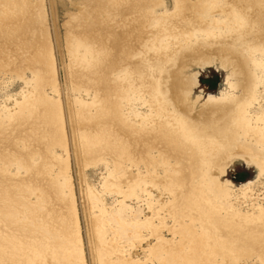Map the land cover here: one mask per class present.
<instances>
[{
    "label": "bare ground",
    "instance_id": "1",
    "mask_svg": "<svg viewBox=\"0 0 264 264\" xmlns=\"http://www.w3.org/2000/svg\"><path fill=\"white\" fill-rule=\"evenodd\" d=\"M0 1V80L7 75L18 78L24 86L0 105V162L15 167L14 177L23 171L27 188L37 197L36 202H28L25 195L31 192L26 189L24 195L23 187L15 185L18 179L0 174L2 227H17L21 234L26 233L20 240L10 237L12 230L7 232L9 236L3 233L8 240L0 235V260L41 264L43 258L52 264H82L55 61L42 2L31 0L34 10L29 14L27 0H20V8L19 0ZM198 1L204 5L196 11L209 18L203 26L194 22L196 8L188 0H171V12L163 0H88L66 29L65 48L71 60L66 77L78 95L73 110L77 151L85 166H101L104 172L99 190L85 188L95 209L109 216L97 231L100 245L94 253L96 264H138L133 256L135 245L128 244L141 240L143 233L155 241L144 250L151 263L228 264L239 258L235 254L238 248L219 244L222 238L218 236L222 235L216 234L219 240L213 246L201 224L193 229L201 219L186 224L180 221L184 218L172 216L176 237L166 239L161 232L167 230L165 222L153 225L156 218L151 212L159 218L162 214L166 218L167 213V204L152 195L151 188L157 185L166 195L176 196L179 212L175 215L186 212L195 218L193 211L198 205L205 215L201 217L209 213L210 219L213 213L206 211L204 203L210 201L227 215L225 226L239 233L249 231L250 223L264 222V197L259 200L252 189L256 181L236 188L224 179L233 157L254 166L259 177L264 174V0ZM105 5L114 13L115 23L114 18L109 19L113 24L99 15ZM215 13L221 16L214 17ZM248 31L250 35L255 32L251 42L244 40ZM186 58L195 63L197 71L187 70ZM207 66L225 70L224 88L216 95L195 96L192 101L198 70ZM24 71H29V78L22 77ZM85 99H91L87 100L90 104H84ZM187 110L194 111L193 118ZM217 120L226 124L215 132ZM186 149L191 151L189 155ZM27 157L31 159L25 165ZM139 166L144 174L133 173L131 183H116L119 176L122 182L128 179L125 170L130 173L131 167ZM107 195L112 198L109 208L104 204ZM128 200L135 203L128 204ZM9 202L22 207L23 224L13 210L19 214L20 207ZM60 204L66 212L59 211L57 216L67 224L66 230L46 221L45 213ZM158 204L161 209L154 212ZM145 210L153 216L147 217Z\"/></svg>",
    "mask_w": 264,
    "mask_h": 264
},
{
    "label": "rangeland",
    "instance_id": "2",
    "mask_svg": "<svg viewBox=\"0 0 264 264\" xmlns=\"http://www.w3.org/2000/svg\"><path fill=\"white\" fill-rule=\"evenodd\" d=\"M36 1L38 2L39 0H36ZM36 1L34 0V2H36ZM87 1L88 0H41V2H42L41 6H42L44 18H45L44 24H45L47 33L49 35V39L51 41L52 48H53L52 50H53L55 69H56L55 78H56V84H57V89H58L57 97H58L59 104L61 107V116H62L64 131H65V136H66V142H67L68 168H69L70 179H71V191H72V196H73V200H74L73 202H74L75 211H76L77 231L79 233L80 244H81V248L83 251L82 264H96L94 253L100 245V240H99V236H98L99 234L97 231L105 226V222L107 221L106 219H108L109 216L105 212H102V211L95 209V204L86 195L85 188H86V186L87 187L89 186V187H93L96 190H99V182H100L101 174H103L104 172H103V169L101 166L96 167V168H94L92 166H85L82 163V161L80 160V156H79V153L77 151L78 148L76 145L77 143H76V138H75V133H76L77 127H76V122H75V118L73 115V113H74L73 110H75L77 108V104L75 103V100H77L78 95H76L77 94L76 92H74V91L72 92L71 87H70L68 80H67V77H66V70H67V67L69 66V64H71L70 63L71 60L69 61L70 57H68L67 52H66L65 37H64L66 29H67V27H69V23L71 25V23L75 21L76 15H78L80 10L83 7H85V5H86L85 3H87ZM188 1H190V4H193L194 7L196 8L195 9V16H197V18L194 20V22L197 21L201 26H203L205 24V22H207L209 20V18L202 17L201 13H198L196 11V10H198V6H200V9H201V7L204 5L203 1L202 2H199L198 0H188ZM197 2H199L200 4ZM17 3H18V7L20 8L21 6L19 4H21L22 1L19 0ZM163 3L166 6V8H165V6H164V8L167 9L169 12H171L172 11L171 0H163ZM0 6H1V1H0ZM160 8L161 7L157 8L158 14L162 13V8H161V10H160ZM27 10H29V12H28L29 14H30V12H33V10H34V3L31 0H29V1L27 0ZM106 10H108V11H106ZM99 12H100V14L99 13L98 14L100 15V17L103 19L105 18L104 20L108 21V23L111 22V21H109V19L112 20V18H114V15H111V14H114L113 11L111 10V8L107 7L106 5L103 6V8ZM220 16L221 15L219 13L214 14V17L218 18ZM114 20L116 21V19L114 18L112 20L113 23H115ZM112 22L109 24H113ZM191 23H188L186 27L189 28ZM254 33L255 32L251 33V35L254 36L255 35ZM251 35H250V31H248V33L246 35H244L245 36L244 40H247V42L253 41V39L256 37L255 36L253 37ZM256 36H257V33H256ZM262 44H264V43H262ZM213 46L214 45H211V47H213ZM207 56L210 57L209 55H207ZM138 58H139V56L137 55L135 59H138ZM210 58L213 59L215 57H210ZM185 60L186 61H184V62L187 64V66H186L187 70H190L191 72L197 71V69H196L197 66L195 65V63L191 59L186 58ZM170 69H175V68L173 67ZM198 72L199 73L197 75V85L194 88V90L191 92L192 101H194L195 96L196 97L201 96L203 98L207 94L216 95L220 91L223 90L222 88H224V83H225V78H226V72L224 69H221L219 67L215 68L214 66H207L202 70H198ZM29 74H30L29 71H24L22 77H24V79L29 78ZM23 87L24 86L22 84V81L19 80L18 78L10 79L9 76H7V75L3 76L2 79L0 80V105H3L2 103L6 102L7 98H13L15 95H17L22 90ZM87 100L89 101L91 99H87ZM87 100L85 99V103L83 102L86 105H88V103L90 102V101L88 102ZM86 101H87V103H86ZM202 103L203 102H200V104H202ZM189 106L190 105H188V107ZM187 114L189 115L190 118H193L192 116L194 114V111L193 110L192 111L187 110ZM223 120H224V118H222V121ZM130 122L133 123L131 120H130ZM216 123H219V124H217V126H215V129L217 128L215 130V132L218 131L220 129V127L224 126L226 124V121L223 122V125H222V122L218 121V120ZM18 143H19V146H22V142L18 141ZM186 153H187V155H189L191 153V151L186 149ZM152 154L156 155V152H154ZM189 157L187 159L188 164H189V162H191L189 160ZM30 159L31 158L27 157L26 159L23 160V163L25 162V165H27L30 162ZM191 159H194V158H191ZM237 159L238 158L233 157V158H231V161H229V163L227 164L224 179L231 182L232 185H234L236 188H238L240 185H242L244 183H247L250 181H252V182L256 181L255 185L252 189H253V192L255 193V195H258L259 200H262L263 199L262 197H264V174L259 177L258 176L259 172L254 166L247 165L244 161H242L240 159L237 160ZM6 162H4V161L0 162V171H1L0 174L5 175V176H9V177L11 175L13 180H14V178L18 179L19 181L18 180H17V182H16V180L14 181L15 185H17L19 183L18 187L19 186L23 187V191H24L23 194L24 195L26 194L27 190H28L27 193L31 192V191H29L30 189H28L27 185H26V183L28 182L27 179L25 180L26 174L24 176V172L21 171V173H18V175L19 174L23 175V177L20 175H19V177L16 175L17 178L14 177L15 176L14 174H16L17 171H15L16 169L13 165L9 164L11 167H8L9 166L8 164H6L5 166H3L4 164L1 165L2 163H6ZM6 167H8V168H6ZM1 168L3 169V172H2ZM131 168H130L131 169L130 173L128 172V170H125V173L127 172V174H128V179H126L127 181L124 180V182H122L123 179H121V177L119 176L116 179L117 184H127L129 181L131 183L133 181L134 175L137 172L138 173L141 172L142 174H144L142 166L141 167L139 166L138 169H134V167H131ZM4 169L7 172L4 173ZM9 169H11V170L9 171ZM160 170L161 169L158 168L157 172L159 175H162V170L161 171ZM133 173H134V175H133ZM6 174H8V175H6ZM20 177H22V178H20ZM35 177H36L35 174H33V176H32L33 180H35ZM257 178H259V179H257ZM21 180H23V181H21ZM21 182H22V185H21ZM22 187H20V188H22ZM151 192H152V195L155 199L160 200V202H162L164 205H165V203L167 204L164 206V208H165V213L167 212L168 214L166 213V215H165L166 218L162 217V215L164 216V214L161 215V212H160V215H161L160 218L155 213L151 212L154 215L153 216L147 210L144 211L145 212L144 214L147 217L153 216L156 218V220L153 218L155 220V221L153 220V225H154V223H156L154 226H159L161 223L165 222L164 224H165V226L167 225L166 226L167 230L163 229L161 232L165 235L166 239H169V238L172 239V238L176 237V235H173V234H175V232H173L174 230L172 229L173 223L175 222L174 221L175 218H173V217L177 216L179 218L178 219L176 217L178 220L184 218L180 221H182V222L184 221L186 224L196 223L195 220L197 221L198 219L199 220L201 219L200 221L202 223H196L195 227H193V229L195 228L197 230L198 226L201 224L200 227L205 228V231L207 233L206 234V240H208L209 244L216 246L215 243L217 240H219V239H217L219 237L220 240L222 238V240L219 241V244L225 245V246L231 245L232 247L235 248L234 250H236L238 248L239 253H235L236 256H239V258L235 261L236 263L233 262L232 260L231 261L229 260L228 264H264V254H263L264 253V238H263L264 237V235H263V233H264V227H263L264 222L263 221L262 222L260 221L261 223L259 224V222H257L256 220H250L251 222H255V223L257 222V224H251V223L248 224V226H250V229H252L253 231L247 227L249 230L247 232L252 231L251 233H247L246 231H244V232L240 231V233H239L238 231H234L233 229H230L229 227L225 226L224 219L227 215H225L223 213L222 209L219 206L217 208V206L210 204L209 203L210 201H208V203L206 201L204 202L205 205H207V206H205L206 207L205 209H207L206 211L213 213V215L211 214L210 219L207 218V216L210 215L209 213L206 217H201V215H203V213L199 210L198 205L196 208L194 207V210L195 211L197 210L196 213H195V211H193L195 218L197 217L195 219V218H193L194 216L191 217V216H188L187 214H185L186 212H184V213L180 212L179 215H177L179 212V208L175 204L176 203V196H175V198H173L174 196H172L171 194L166 195V193H164L161 190L159 185L151 188ZM31 193L27 194L28 196L25 195V199L28 200V202L30 201V203H34V201L35 202L37 201L36 200L37 197L34 195V193H32V194ZM169 195H171V196L169 197ZM28 197H30V198H28ZM104 198H105L104 204H106V208H109V206H111V202H112L111 199L112 198L108 195L105 196ZM192 198L193 199L195 198V201L197 200V202L199 201L198 198H196L195 196H192ZM31 201H33V202H31ZM174 201H175V203H174ZM127 202H128V204L129 203H132V204L135 203L134 200H132V201L128 200ZM12 203H14V202H9V205L10 206L15 205V207H16L17 204H12ZM169 203L171 204V206ZM17 206L20 207V208H18L19 214L16 213L17 209H15L14 207H13L14 208L13 210H14V212L16 210L15 214L17 216L19 215L20 220L17 218V220L20 221L19 223L23 224L25 222L24 221L25 215L22 212L23 211L22 207L19 204ZM166 206H169V208H167ZM173 206L176 208L174 209ZM242 206L244 207V208L243 207L242 208L244 210H246V207L244 205H242ZM157 207H158V209H157ZM59 209H61V210H59ZM159 209H161V206L158 204L156 206V209L154 210V212L158 211ZM171 209H174V210H172L173 214H171ZM59 211L66 212V209L64 206H62L60 204V206H58V209L55 208L54 210L51 211V213H45V216L47 219L46 221L50 222L51 224L56 223L60 230H62V226H63L64 230H66L67 224L63 225L64 220L62 221V220H59V218H58V216L61 214ZM198 211L200 214L197 213ZM217 211L220 213H218ZM174 212L177 214L175 215ZM217 213H218V215L219 214L220 215L218 216ZM196 214L197 215L199 214L198 215L199 217ZM216 215H217V220H215ZM203 216H205V215H203ZM186 217H188V218H186ZM190 217H191V220H190ZM213 217H215L214 218V220L216 221L215 224H214ZM166 219H168V220L166 221ZM158 220H159V223H158ZM219 222H221V223H219ZM210 223H212L213 225ZM217 223H219V224H217ZM222 223H224V224H222ZM262 223H263V225H262ZM209 224H210V226H209ZM0 225H1L0 235L6 236L7 232H10L12 230V232H14L16 235L14 233H9L10 237L15 238V239H16V237H18L17 239L20 240L21 237H19V236L23 235L22 237H24V235L26 234V233L23 234V232L21 234L20 231H18L19 229L17 227H15L16 228L15 229L13 227H7V226L3 225L4 226V228H3L1 222H0ZM216 225H218V226L216 227ZM252 225H255V226L251 227ZM259 225H260V227H259ZM207 226H209V227H207ZM257 226H258V228H257ZM6 227L8 230H6L4 232V229ZM121 228H122V226L120 227V229ZM168 228H170V229L168 230ZM207 228H210L211 231L209 229L207 230ZM221 228H222V231L220 232ZM223 228H224V230H223ZM255 228H257L259 232ZM261 228H263V229H261ZM225 230H226V233H225ZM1 232H2V234H1ZM210 232H214V234L213 233L211 234ZM237 232H238L239 236H236ZM253 232H254V235H253ZM3 233H5L6 235ZM18 233H20V234H18ZM243 233H245V234H243ZM9 234L7 236H9ZM216 234L222 235V237L221 236L217 237ZM240 234H241V236H240ZM248 234L250 236H246ZM14 235H15V237H14ZM143 235L144 236L141 237V240L139 239L137 241V239L136 240L134 239L135 240V241L133 240L134 242L128 244L132 248H133V245H135V248L133 249V256L135 255L134 257H137L138 264H159V263H151V262L147 261L146 258L144 257V250L149 245L154 244L155 241H153V239H150L146 233H143ZM210 235H212V236H210ZM213 235L215 237H213ZM255 235H256V237H255ZM7 236L5 237V238H7L6 240L10 239ZM209 236H210V238H209ZM211 237H213V238H211ZM249 237L252 238L251 241H250ZM227 238L229 239L230 242H228ZM223 240H225V241H223ZM135 242H137V244ZM223 242H225V243H223ZM244 242H245V244H243ZM229 243H230V245H229ZM231 243H233V244H231ZM259 255H260V258H259ZM1 260H0V264H8L5 261H1ZM41 260L43 262L41 264H52L51 261H49L47 259L44 260L43 258H41Z\"/></svg>",
    "mask_w": 264,
    "mask_h": 264
}]
</instances>
